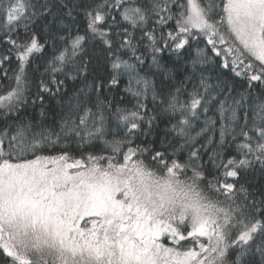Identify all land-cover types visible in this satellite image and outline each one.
<instances>
[{
  "label": "snow or ice",
  "instance_id": "6c2138e0",
  "mask_svg": "<svg viewBox=\"0 0 264 264\" xmlns=\"http://www.w3.org/2000/svg\"><path fill=\"white\" fill-rule=\"evenodd\" d=\"M62 6L72 20L74 12L83 13L87 32L59 36L67 44L48 62L45 71L50 70L51 80H41L39 92L53 97L60 93L65 80L58 73L81 79L82 86L66 101H57L62 104L58 128L14 120L0 130V264H264V188L250 192L239 179L255 172L264 175V0H82ZM54 7L51 0H0V32L19 62L16 86L0 95L5 117L26 103V66L43 47L35 35L18 42L17 30L31 31L40 20L56 15ZM59 27L67 28L63 22ZM201 40L204 47L198 46ZM96 41L111 69L107 87L126 78L124 91L135 98L134 108L112 112L111 101L99 95L105 84L90 83L83 75L86 44L95 46ZM192 41L196 54L181 85L199 73L204 91L194 84L185 102L180 87L164 91L162 81L157 89L153 77L162 74L164 80L175 81L174 71H189L166 67L159 54L170 51L179 60ZM141 44L152 54L146 70L154 69L151 76L141 75ZM209 47L214 56L208 55ZM217 57L222 70L246 83L238 96L233 95L234 81H221L223 72L217 73L215 86L203 75L204 66ZM220 94L219 146L204 163L219 171L208 180V188L226 197V203L200 188L207 177L202 153L193 147L214 126L206 114ZM149 96L155 114L144 103ZM200 109L204 126L193 135ZM45 115L42 110L40 116ZM165 119L171 127L165 126L156 148V122ZM143 137L150 139L134 143ZM97 142L102 145L99 154L89 151L75 158L65 150L75 144L82 151ZM211 143L209 136L201 147L207 151ZM54 148L61 151L41 154ZM229 149L234 154L225 157ZM182 152L188 156L180 163L175 157ZM146 154L163 174L145 163ZM152 185L171 192L186 187L199 191L195 203L177 206L154 194Z\"/></svg>",
  "mask_w": 264,
  "mask_h": 264
},
{
  "label": "trees",
  "instance_id": "16d2710c",
  "mask_svg": "<svg viewBox=\"0 0 264 264\" xmlns=\"http://www.w3.org/2000/svg\"><path fill=\"white\" fill-rule=\"evenodd\" d=\"M43 2V0H41ZM63 3H67L69 5L81 3L82 0H51V4H55L56 7L53 8V12L56 13L55 16L49 15L45 19L40 20L36 25L31 28V31L25 33L23 28L17 30L18 32V42L26 43L29 42L32 38V35H35L38 43L42 45L41 51L38 53H33L30 57L29 63L26 66V103L20 107L16 114H9L8 117H5L3 114V110H0V130H3L6 125L12 123L14 120H22V121H32L35 123L36 121H40L42 124L46 126H55L58 128V121L61 118V107L62 104L57 103V101L64 102L70 97L75 89H78L82 86L81 79H77L75 81L67 79L63 74H57L58 78L64 79L65 83L61 86V91L55 97L47 94V93H40L39 87L41 80L45 83H48L51 80V73L50 70L48 72L45 69L48 67V62L52 60L54 55H58L61 50L66 46L67 41H61L59 39L60 35L65 37L75 36L77 34L85 35L87 32V20L84 17L83 13L80 11L74 12L76 17L75 20L70 19L65 13L67 9L62 6ZM63 22L67 28L62 29L59 25ZM46 25V27H45ZM152 21H149V27H151ZM127 26V25H124ZM172 27H174V22L171 23ZM167 29H165L166 34ZM142 33L137 30L136 31V39H139ZM157 36L159 37V32H157ZM13 38H17V33L13 34ZM113 39L115 37L113 36ZM5 41L4 33L0 32V57L4 55H8V60H0V95H6L12 88L16 86L15 75L19 68V62L16 59L15 50L13 49L11 52V45L7 44ZM148 41L145 39L144 44H147ZM205 41L201 40L199 43V47H204ZM144 44L139 46L138 55H142L145 63L141 68V75H149L151 76V72L154 69L148 70V66L152 63L151 59V52L148 51L147 48L144 47ZM162 46V45H161ZM197 44L195 41L190 42V46L185 47V49L181 50V59L177 60L176 55L171 53L170 51H164L160 53L161 62L168 68L173 69H180L186 68L189 71H174L173 75L175 77V81L169 79L164 80L162 74L153 77L154 83L157 89L162 87L161 82L163 81L164 91H174L176 87L181 88L180 99L188 102L189 96L188 93L193 91V85L199 89L200 92H203V88H199V79L200 74L197 73L195 78L190 83H185L181 85V81L184 80L186 76L189 75L190 72V60L192 57L195 56V49ZM208 55L214 56L211 52L210 47L206 49ZM126 54L124 56L125 59L128 58ZM83 61H86L88 66L86 72L83 75L88 77V82L92 83H100L103 82L105 84V88L99 93L100 97L104 99L106 102L111 101V111L114 112L116 107L120 108H129L132 109L136 106V100L133 98L129 93L125 92L124 89L127 86V79L122 78L120 83L112 88L107 87L108 81L111 78V69L110 65L106 59V54L103 51V45L100 44L99 41L95 42V46L93 44L88 43L86 44V52L83 55ZM80 62L78 58V63ZM219 58H215L214 64L205 65L203 68V75L208 78V83L215 86L217 83V73L223 72V77H221V81L224 78L234 81V92L233 95H237L238 93L245 90L247 85L245 82L240 81L238 78L232 76L230 72H226L219 67ZM199 67V65L197 66ZM55 88V86H53ZM93 97L96 96V93H91ZM43 96V100L40 97ZM223 94H220L215 101L212 102L210 105V110L206 114L215 121L214 126L210 127V130L207 133H204L202 136L197 138V143L193 146L200 150L202 153L201 155V163L208 161V157L211 153L213 148H217L219 146V128H220V116L216 109L219 106V100L223 99ZM231 101H229L230 103ZM146 103L150 114H155L152 112V101L151 97L149 96L147 100L144 101ZM158 103V102H157ZM44 111L46 115L44 117L40 116V112ZM143 111V110H142ZM201 112V119L197 121V126L193 129L192 134L195 135L196 132L200 130L201 127L204 126L203 120L205 118V114L203 110L200 109ZM241 119L243 117V110L240 112ZM175 122L174 120L172 121ZM157 127L154 133V147H160V138L164 135L163 129L165 126L171 127V124L165 120H158L156 122ZM147 128V125H144ZM171 135V134H169ZM212 137V143L208 145L207 151H205L201 145L207 142V138ZM109 139L112 137L109 136ZM150 139L149 137H143L141 139H137L134 143L141 144L142 141H146ZM230 139V138H227ZM102 147L98 142L95 144L94 147H90L85 145L84 149L78 150L75 144L69 146L70 154L75 158H80L82 155L87 156L89 151H92L93 154H99V150ZM126 150V149H125ZM61 151L59 148L54 149H46L41 154L42 155H55ZM107 155V151L104 153ZM154 155V153H152ZM234 154L232 149H229L225 153V157L232 156ZM187 153H180L175 158L178 162L183 163L187 159ZM122 160V156L120 157ZM145 163L154 169H159L160 174H163L164 169L160 168L159 165L155 164L150 155H145L144 157ZM170 163V160H169ZM204 174L207 179H204L200 182V188L213 200H218L221 202L226 203V197L217 194L215 191L210 190L208 188V180H211L214 175L219 176V171L214 172L212 165L210 163H204ZM188 176L192 175V171L189 170L187 173ZM223 179V177H220ZM240 182L244 183L246 187H248L249 191L252 192L254 190H259L264 188V175H261L259 172L250 173L246 176L242 175L240 178ZM228 182H232V178H228ZM239 187V185H237ZM166 242V241H165ZM167 243V242H166ZM233 253V259H234ZM254 259L258 260V257Z\"/></svg>",
  "mask_w": 264,
  "mask_h": 264
},
{
  "label": "clouds",
  "instance_id": "9594fccd",
  "mask_svg": "<svg viewBox=\"0 0 264 264\" xmlns=\"http://www.w3.org/2000/svg\"><path fill=\"white\" fill-rule=\"evenodd\" d=\"M139 187L143 190L142 185ZM152 191L154 194L164 196L166 199H172L177 206H181L183 204L195 203L197 199L196 192L199 191V189H190L186 187L181 191L171 192L165 191L162 187L152 185Z\"/></svg>",
  "mask_w": 264,
  "mask_h": 264
}]
</instances>
